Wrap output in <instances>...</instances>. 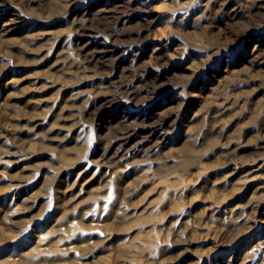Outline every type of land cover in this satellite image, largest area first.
<instances>
[{
  "label": "rangeland",
  "instance_id": "374dc122",
  "mask_svg": "<svg viewBox=\"0 0 264 264\" xmlns=\"http://www.w3.org/2000/svg\"><path fill=\"white\" fill-rule=\"evenodd\" d=\"M0 264H264V0H0Z\"/></svg>",
  "mask_w": 264,
  "mask_h": 264
},
{
  "label": "bare ground",
  "instance_id": "6f19581e",
  "mask_svg": "<svg viewBox=\"0 0 264 264\" xmlns=\"http://www.w3.org/2000/svg\"><path fill=\"white\" fill-rule=\"evenodd\" d=\"M16 18H12V21H15ZM108 27V24L107 25H104V21L102 19H99L95 22H91L90 24L86 23L85 24V28H96V29H103V28H107Z\"/></svg>",
  "mask_w": 264,
  "mask_h": 264
}]
</instances>
